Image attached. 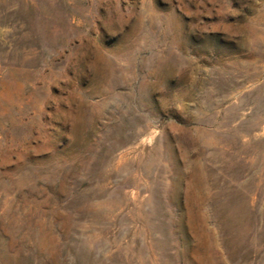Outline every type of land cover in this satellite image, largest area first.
<instances>
[{"label":"rangeland","instance_id":"rangeland-1","mask_svg":"<svg viewBox=\"0 0 264 264\" xmlns=\"http://www.w3.org/2000/svg\"><path fill=\"white\" fill-rule=\"evenodd\" d=\"M0 264H264V0H0Z\"/></svg>","mask_w":264,"mask_h":264}]
</instances>
